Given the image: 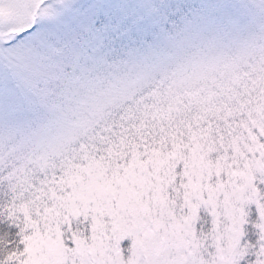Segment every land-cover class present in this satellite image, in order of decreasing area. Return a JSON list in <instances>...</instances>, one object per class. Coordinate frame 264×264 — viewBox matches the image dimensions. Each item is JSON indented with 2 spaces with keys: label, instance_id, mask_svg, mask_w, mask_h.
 <instances>
[{
  "label": "snow or ice",
  "instance_id": "1",
  "mask_svg": "<svg viewBox=\"0 0 264 264\" xmlns=\"http://www.w3.org/2000/svg\"><path fill=\"white\" fill-rule=\"evenodd\" d=\"M0 264H264V0H0Z\"/></svg>",
  "mask_w": 264,
  "mask_h": 264
}]
</instances>
